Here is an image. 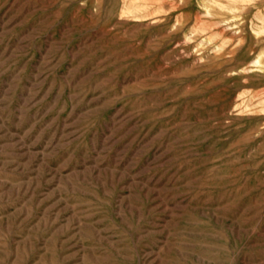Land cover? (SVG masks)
Instances as JSON below:
<instances>
[{"label":"rangeland","instance_id":"374dc122","mask_svg":"<svg viewBox=\"0 0 264 264\" xmlns=\"http://www.w3.org/2000/svg\"><path fill=\"white\" fill-rule=\"evenodd\" d=\"M0 264H264V0H0Z\"/></svg>","mask_w":264,"mask_h":264},{"label":"bare ground","instance_id":"6f19581e","mask_svg":"<svg viewBox=\"0 0 264 264\" xmlns=\"http://www.w3.org/2000/svg\"><path fill=\"white\" fill-rule=\"evenodd\" d=\"M239 4V3H238ZM241 4V3H240ZM77 17V16H76ZM213 27H215V26H213ZM217 55V54H216ZM174 201V200H173Z\"/></svg>","mask_w":264,"mask_h":264}]
</instances>
